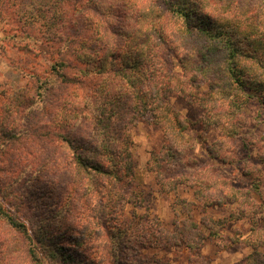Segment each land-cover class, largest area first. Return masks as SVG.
Wrapping results in <instances>:
<instances>
[{"label":"trees","instance_id":"trees-1","mask_svg":"<svg viewBox=\"0 0 264 264\" xmlns=\"http://www.w3.org/2000/svg\"><path fill=\"white\" fill-rule=\"evenodd\" d=\"M25 17L35 31L29 38L37 35L46 54L56 52L44 89L69 91L49 118L57 129L51 137L70 151L63 161L69 173L66 229L81 239L70 235L69 244L84 254L94 249L90 255L99 264H171L168 255L149 251L177 246L190 252L188 264H210L200 250L206 238L219 233L205 218L197 223L189 210L165 229L145 210L137 212L143 193L133 181L128 127L148 118L164 136L147 166L156 184L165 192L195 187L194 199L203 209L234 207L236 219L251 225L245 239L251 252L239 264H264L257 251L264 245V203L255 205L217 167L197 160L186 136L192 123L170 102L180 97L203 109L202 123L222 133L220 150L206 147V155L228 164L223 145L238 136L240 114L254 103L264 109V0H47ZM251 188L258 196L257 185ZM0 217L27 235L25 225L1 205ZM28 238L27 264H45L36 247L41 239ZM0 249L4 264H17L12 254L18 247L3 240ZM46 249L55 259L58 249Z\"/></svg>","mask_w":264,"mask_h":264},{"label":"rangeland","instance_id":"rangeland-1","mask_svg":"<svg viewBox=\"0 0 264 264\" xmlns=\"http://www.w3.org/2000/svg\"><path fill=\"white\" fill-rule=\"evenodd\" d=\"M46 3L47 0H0V205L16 222L25 225L28 235L17 234L0 217V243L4 240L7 245L18 247L19 252L12 254V258H18L17 264H27V249L31 248L29 236L41 239L36 247L45 264H99L90 255L94 249L89 248L84 254L68 242L70 235L78 238L72 229H66L70 227L65 203L69 173L64 171L63 161L70 151L65 142L51 137V131L57 129L52 127L49 118L64 105L63 97L69 91L55 86L50 88V93L49 87L44 89L45 83L51 80L49 63L57 58L56 52L46 48L49 51L46 54L44 43L37 35L36 41L29 38L35 31L30 29L31 20L25 17ZM169 67H175V61ZM170 102L182 118L192 123L186 136L197 160L217 167L243 196H250L255 205L263 206L264 109L258 103L244 108L237 125L238 136L225 139L223 145L222 153L229 155V163L221 165L209 160L205 151L206 147L214 153L220 150L217 146L220 130L202 123L204 111L197 104L180 97ZM128 131L130 153L135 162L133 181L143 193L142 208L137 212L145 210L165 229H171L189 210L197 223L205 218L213 226L212 230L219 233L218 238H206L200 250L210 264H239L248 256L251 248L245 239L250 233V220L236 219L238 214L230 205L203 209L194 199L196 188L190 185L163 191L147 168L151 153L163 146L161 128L146 118L135 121ZM202 138L207 140V145L201 143ZM253 185L259 188L258 196L251 192ZM218 221H222V226ZM46 247L58 249L55 259L48 256ZM257 251L264 254V245L257 247ZM153 252L168 255L171 264H188L190 257L183 246L149 251ZM3 257L0 249V264H4Z\"/></svg>","mask_w":264,"mask_h":264},{"label":"snow or ice","instance_id":"snow-or-ice-1","mask_svg":"<svg viewBox=\"0 0 264 264\" xmlns=\"http://www.w3.org/2000/svg\"><path fill=\"white\" fill-rule=\"evenodd\" d=\"M136 2H138V3H147L148 0H136Z\"/></svg>","mask_w":264,"mask_h":264}]
</instances>
